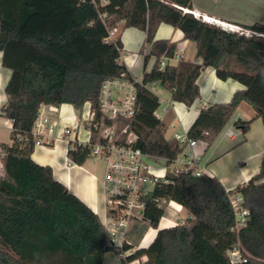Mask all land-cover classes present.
<instances>
[{
	"label": "trees",
	"instance_id": "16d2710c",
	"mask_svg": "<svg viewBox=\"0 0 264 264\" xmlns=\"http://www.w3.org/2000/svg\"><path fill=\"white\" fill-rule=\"evenodd\" d=\"M102 2L0 0V54L3 67L12 72L7 102L0 108V115L12 122V143L0 145L5 152L0 264H104L110 253L123 264L142 256L147 257L145 264H232L229 253L236 247L247 258L244 264H264V152L259 173L229 192L217 177L168 174L147 200L145 219L157 230L171 202L189 218L185 224L159 229L148 248L127 258L121 256L132 246H111L100 218L54 177L50 167L33 161L32 131L42 106L81 109L89 103L97 120L102 118V85L130 74L121 61V40H109L120 26L145 32V46L150 47L145 59L156 58L143 75L145 87L138 88L134 118L120 123L138 136L144 154L170 164L182 153L174 138L165 137L156 116L160 99L153 84L169 90L173 102L189 109L201 99L198 80L207 68L214 69L218 79L233 80L245 89L229 103L203 107L188 130L190 139L211 147L242 103L264 124V22L242 26L252 33L248 36L194 17L191 0ZM163 23L196 44L199 62L180 60L161 68L162 60L177 54L176 43L155 39ZM253 121L238 119L235 128L245 135ZM68 156L82 166L90 152L77 147ZM238 197L240 208L249 212L241 227L232 204Z\"/></svg>",
	"mask_w": 264,
	"mask_h": 264
},
{
	"label": "crops",
	"instance_id": "0c3cea01",
	"mask_svg": "<svg viewBox=\"0 0 264 264\" xmlns=\"http://www.w3.org/2000/svg\"><path fill=\"white\" fill-rule=\"evenodd\" d=\"M191 2L194 8L193 11L199 13L201 16L212 18L217 21L218 24H232L242 28L244 25L251 26L254 23L264 22V0H191ZM184 11L187 12L189 10ZM164 38H168L166 40L177 44L176 56L179 55L181 57L177 58L175 56L173 59L168 60L167 64L177 65L180 60L187 62L200 61L196 58V44L185 40L180 30L163 23L159 26L155 39L157 41H162ZM117 39H120L123 44L121 61L133 77L142 78L145 72H150L152 70L153 67L151 70L148 69L151 58L148 62L145 59L146 55L150 52V47L147 45L145 46V32L136 28L123 29L122 26H120L109 38L110 41H115ZM143 48L144 52L142 53L141 50ZM11 73V70L3 67L2 54H0V108L7 102L6 87L10 80ZM198 84L201 88V99H199L192 108L188 109L185 105L177 103L188 109V111L193 110V112H191L192 114L188 115L190 117L188 129L183 130L182 133H188L189 128L194 123L203 107L211 104L229 103L237 91L245 89L242 84L233 80L222 81L218 79L212 68H207L202 72ZM40 111L44 116L50 117L52 121L58 122L65 110L63 105H61L60 107L42 106ZM165 112L170 116V125L171 120L174 119V114L167 109ZM255 117L256 112L248 104L242 103L239 106L237 112L231 119L232 123L229 129H235L236 136L234 138H229L227 136L229 130L226 132L225 136L229 138L231 142H236L239 134L242 133L235 128V122L238 119L254 121L252 122L249 132L245 135L242 134L244 139L243 142L237 146L232 145L234 147L229 150L222 151V155L216 157L222 148V143H219L211 152V147H208L205 143L200 142L196 147L195 151L201 157V167L207 169L211 174V178L217 177L227 192L233 191L239 185L248 183L258 170V166L253 165L248 167V162H253L256 160L255 158L260 159L264 152V124L261 119H254ZM61 119L64 122L69 121L74 123L77 116H75V114L72 116L65 115L62 116ZM11 131L12 122L0 115V145L12 143ZM249 147H254L256 150L252 154L245 156L243 151ZM69 150V146L64 141H59L50 147L35 148L32 159L40 166L50 167L54 177L65 185L72 194L81 200L102 221L106 214L105 195L102 187L105 171L103 174L99 173L96 170L94 162L90 160L82 166L74 163L68 156ZM231 157L234 158L231 162L232 172L226 174L224 172L227 170H220L219 163ZM0 163L3 165V156L1 155ZM177 206L179 209H182L181 206ZM166 223L167 222H165V224H163L164 226L160 229L167 228L165 226ZM147 233L148 235L143 245L144 248H148L154 241L158 230L149 229ZM109 255H112L110 258L111 260H107V258L110 257ZM104 264L123 263L120 258L110 253L105 256Z\"/></svg>",
	"mask_w": 264,
	"mask_h": 264
},
{
	"label": "built area",
	"instance_id": "2783aa9c",
	"mask_svg": "<svg viewBox=\"0 0 264 264\" xmlns=\"http://www.w3.org/2000/svg\"><path fill=\"white\" fill-rule=\"evenodd\" d=\"M102 4L107 5V0H103ZM189 12L208 24H218L212 18L201 16L195 11ZM221 27L233 33L248 36L252 34L250 31L232 24L222 23ZM116 31L117 29L113 30L110 36ZM176 57L181 58L179 55ZM160 65L162 69L165 68L167 60H162ZM143 86L145 87L143 76L136 78L129 74L107 80L102 85L100 93L99 108L102 113L100 120H97L96 112L87 103L89 110L85 120L77 118L72 126H64L56 133L58 122L52 121L50 117L44 116L40 111L32 131L35 148L50 147L56 142L64 141L72 150L77 147L88 148L90 159L101 160L105 163L102 187L105 195L106 214L102 219V224L108 233L111 246L119 248H123L125 245L132 246V249L121 256L122 258H127L137 250L144 248V241L148 233L143 234L137 246L133 244L131 236L134 229L150 224V221L145 219V209L147 200L158 182L165 181L168 174L178 176L190 173L194 177H211L207 169L201 167V157L195 151L200 142L190 139L187 133L174 135L173 138L179 143L182 153L170 164H167L164 160L144 154L137 146L138 136L131 131L129 125L120 126L122 121L134 118L138 109V88ZM157 86L158 83L153 84L154 88ZM82 124L89 134L85 140L80 139ZM170 127L175 128L174 125H170ZM227 136L234 138L236 134L233 130H229ZM0 155H5L1 148ZM173 165H175L174 168ZM0 166L2 167L1 172H3V165ZM240 201L241 198L238 197L232 202L239 227L244 225L246 217L249 215L247 210L240 208ZM172 204L174 203L167 204V208H170ZM166 222L167 228L185 224V222H179L177 218ZM229 258L232 264L247 262V258L237 247L230 251ZM146 261L147 257L142 256L128 264H145Z\"/></svg>",
	"mask_w": 264,
	"mask_h": 264
},
{
	"label": "rangeland",
	"instance_id": "374dc122",
	"mask_svg": "<svg viewBox=\"0 0 264 264\" xmlns=\"http://www.w3.org/2000/svg\"><path fill=\"white\" fill-rule=\"evenodd\" d=\"M202 20V19H201ZM222 25V23H220ZM218 25V24H215L217 26H220L221 25ZM222 28V27H221ZM224 29V28H223ZM173 30V29H171ZM167 37V36H165ZM168 38H164L162 40H166ZM143 58V56H142ZM155 61H156V58L155 57H151L150 59V62H149V66H148V69L151 70V68L153 67V65L155 64ZM153 93L159 97L160 99V106H159V109L157 110L156 112V115L159 119H161V125H162V128L164 129L165 131V137L167 139H171L174 137L175 134L179 133L181 134L183 132V130H186L188 129V125H189V120H190V117L188 116L189 114H192L191 112L192 111H188V109H186L185 107H182L181 105L177 104V103H174L172 101V98H171V92L169 90H166L164 88H161V87H156L153 89ZM64 107V114L60 116L59 120H58V126H57V129H56V133H58V131L60 129H62L64 126H72L74 123L72 122H64L61 118L62 116H72L73 114H75V116H77L78 119L80 120H85L86 119V113L88 112L89 110V105H84L81 109H75L72 105H69V104H65L63 105ZM168 110L169 112H173L174 114V119L171 120V124L170 125H174L175 128H171L169 123H170V119H169V114H167L165 112V110ZM231 123H232V120H230L227 125L225 126V128L223 129V131L220 133V135L218 136V138L216 139V141L214 142V144L211 146L210 148V152L212 150H214L216 148V146L219 144V143H222V148L220 149L219 153L217 154L216 157L222 155L223 153H221L222 151L224 150H229L231 149L232 145H239L243 142V135L242 134H239V137L238 139L236 140V142H231L229 140V138H227L225 135H226V132L231 128ZM236 134V130L234 129L233 130ZM88 131L84 128L83 124L81 125V128H80V139L81 140H85L87 137H88ZM264 148V147H263ZM256 149L254 147H249L247 148L244 152V155L247 156V155H250L252 154ZM208 152V153H210ZM208 155V154H207ZM207 157V156H206ZM232 158V159H231ZM230 159H226V161H223L221 163H219L220 165V170H227L226 174H230L232 172V169H231V162L233 161V157H231ZM256 160H254L253 162H248V167L250 166H258V170L256 172V174L259 173V170H260V165H261V161H262V157L259 159V158H255ZM90 161L94 162L95 164V167H96V170L99 172V173H104L105 171V163L101 160H96V159H89ZM88 160V161H89ZM1 164V163H0ZM175 167V165H173V168ZM2 171V167L0 166V173ZM234 172V170H233ZM222 173V171H221ZM236 173V171H235ZM255 174V175H256ZM168 209V210H167ZM166 216L164 219L161 220V222L159 223V228L157 230H159L161 227H163L165 224V222L168 220H176V218L178 219L179 222H187V219L189 218V213L186 211V210H183V209H179L178 206H171L170 208H167L166 206ZM171 215H174L173 217ZM149 228V229H153L150 224H146V225H142L141 227H138L137 229H134L133 232H132V240H133V244L135 246H137L141 239H142V236L145 232V229L146 228ZM151 237V235H150ZM110 257L107 258V260H111V256L112 255H109ZM108 262V261H107Z\"/></svg>",
	"mask_w": 264,
	"mask_h": 264
},
{
	"label": "bare ground",
	"instance_id": "6f19581e",
	"mask_svg": "<svg viewBox=\"0 0 264 264\" xmlns=\"http://www.w3.org/2000/svg\"><path fill=\"white\" fill-rule=\"evenodd\" d=\"M173 206H176V204H172ZM172 217L174 216V215H171Z\"/></svg>",
	"mask_w": 264,
	"mask_h": 264
}]
</instances>
